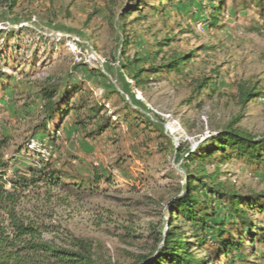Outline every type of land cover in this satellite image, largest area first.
<instances>
[{"label": "rangeland", "instance_id": "1", "mask_svg": "<svg viewBox=\"0 0 264 264\" xmlns=\"http://www.w3.org/2000/svg\"><path fill=\"white\" fill-rule=\"evenodd\" d=\"M146 3L149 6L120 19V9L134 4L15 0L9 10L0 0L4 52L10 53L17 30L27 27L24 38L29 47L24 55L30 57L35 49L38 56L34 68L21 58L15 71H6L12 78L10 87L0 92V138L7 136L8 145L0 158L9 161L16 148L34 140L35 149L52 167L85 180L101 177L97 192L37 188L29 193L27 205L50 215L46 221L57 227L55 236L63 243L70 235L91 242L94 258L104 264H132L153 248V228L165 230L172 220L167 202L184 187L185 157L210 147L207 141L220 127L240 115L239 127L264 136V96L242 107L237 98L242 82L257 83L264 90V22L255 5L236 8L224 0L218 26H211L206 0H200L201 10L198 1L175 0L174 8L163 11L158 0ZM197 22H202V32L196 30ZM192 50L196 56L180 72L136 76L140 69ZM205 77L209 84L198 91L197 84ZM66 80H88L85 87L92 88L95 97L117 91L106 102L107 115H121L127 103L150 126L122 123L91 139L75 128L69 115L61 121L54 144L32 136L43 114L40 87ZM30 151L21 150L10 167L25 169ZM205 169L213 171V164ZM219 169L221 180L236 191L264 193L260 169L238 160H225ZM201 195L211 203L205 193ZM223 218L219 211L211 221ZM188 241H193L191 236ZM255 253L257 259L250 256V262L236 264H264V246H255Z\"/></svg>", "mask_w": 264, "mask_h": 264}, {"label": "trees", "instance_id": "2", "mask_svg": "<svg viewBox=\"0 0 264 264\" xmlns=\"http://www.w3.org/2000/svg\"><path fill=\"white\" fill-rule=\"evenodd\" d=\"M1 1L9 10L15 6V0ZM189 1L190 4L198 1L197 8H203L200 0ZM206 1L211 9L209 24L218 26L224 0ZM231 2L236 8H247L254 4L264 22V0ZM128 3L135 7L123 6L119 12L120 19L134 11H140L143 6H149L146 0H127ZM174 4L175 0H158L160 11L172 9ZM25 32H29L27 27L17 30L10 53L4 52L6 43L0 37L2 94L11 85L12 77L6 73L8 69L15 71L21 58L31 68L35 66L38 57L35 49L31 51L30 57L24 55L29 47V42L24 38ZM164 45L168 43H159L158 46ZM49 47L55 50L53 45ZM195 56V50L175 54L157 67L138 70L136 76L143 72H180L181 67ZM209 79L203 78L197 84V90L201 91L208 86ZM87 82L88 80H66L59 85L51 81L40 87L38 95L42 101L43 114L34 125L32 136L40 135V140L54 144L61 121L69 115H73L75 128L80 129L85 138L91 139L122 123H143L144 128L150 126V121L127 103H124L121 115L119 112L112 113V117H115L112 122V117L107 115L106 102L118 92L110 91L101 97H95L94 90L85 87ZM261 95L264 96V90L258 88L257 83L242 82L237 86V98L241 107ZM88 112L91 114H87ZM239 119L240 115L234 116L215 135H211L207 141L211 144L210 147L199 153L191 152L185 157L184 187L167 202L172 220L164 231L153 228V248L138 255L132 264H236L250 262V256L258 258L255 246H264V193L236 191L221 180L219 169V164L225 160H238L264 172V136L256 137L239 127ZM7 145L8 137H1L0 151ZM27 145L28 142L16 148L15 155L9 161L0 158V264H104L94 258L91 242L70 235L68 243H63L55 236L57 227L46 221L50 219V215L44 216L46 213L42 214L35 205H27L29 193L37 188L44 192H72L81 189L90 193L97 192V183L101 177L95 175L92 180H85L65 173L52 167L38 149H29ZM21 150H32L27 155L29 163L25 169L11 168V162L16 160ZM208 163L213 164V171L209 173L205 169ZM191 167H196V170L191 171ZM106 183L110 181L107 180ZM202 193L208 196L211 203L202 197ZM219 211L224 214V218L218 222L211 221ZM182 225L187 227L186 231L182 229ZM188 236L193 241H188ZM205 246L210 248L206 249Z\"/></svg>", "mask_w": 264, "mask_h": 264}, {"label": "built area", "instance_id": "3", "mask_svg": "<svg viewBox=\"0 0 264 264\" xmlns=\"http://www.w3.org/2000/svg\"><path fill=\"white\" fill-rule=\"evenodd\" d=\"M195 28L198 32H202L203 31V24L202 22H197L195 24ZM28 148L29 149H34L36 147V142L34 140H31L29 143H28Z\"/></svg>", "mask_w": 264, "mask_h": 264}]
</instances>
